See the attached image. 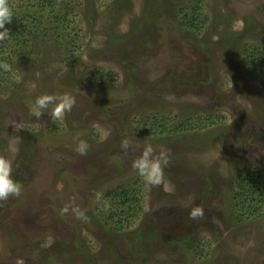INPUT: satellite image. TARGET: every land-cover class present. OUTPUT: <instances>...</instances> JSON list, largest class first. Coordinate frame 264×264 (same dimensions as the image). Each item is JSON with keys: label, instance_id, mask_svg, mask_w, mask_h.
Listing matches in <instances>:
<instances>
[{"label": "rangeland", "instance_id": "rangeland-1", "mask_svg": "<svg viewBox=\"0 0 264 264\" xmlns=\"http://www.w3.org/2000/svg\"><path fill=\"white\" fill-rule=\"evenodd\" d=\"M8 3L0 49L44 50L0 82V157L22 185L0 201V264H264V55L241 63L264 52V0ZM64 94L62 119L32 114ZM147 144L167 188L132 168Z\"/></svg>", "mask_w": 264, "mask_h": 264}, {"label": "clouds", "instance_id": "clouds-1", "mask_svg": "<svg viewBox=\"0 0 264 264\" xmlns=\"http://www.w3.org/2000/svg\"><path fill=\"white\" fill-rule=\"evenodd\" d=\"M14 13L10 7L8 0H0V41H7L10 37V30L5 27L6 24L12 23ZM0 69L7 72L10 71V66L5 63H0ZM75 98L69 94L57 97L54 95H42L36 98L31 109L32 114L40 117L42 110L47 109L49 104H54L51 116L54 119H62L64 114L70 112L75 105ZM121 147L127 150L129 141L121 142ZM89 145L85 140H80L75 148V151L83 156L87 154ZM169 163L168 154L161 152L159 156H153V148L151 144L145 145L142 155L135 159L132 163V168L135 169L141 178L150 185L157 186L164 184L168 187L164 178V167ZM12 161L4 157H0V201L7 200L10 196H19L22 185L13 179ZM203 209L194 207L190 211V217H202ZM15 264H25L22 258L16 260Z\"/></svg>", "mask_w": 264, "mask_h": 264}, {"label": "trees", "instance_id": "trees-1", "mask_svg": "<svg viewBox=\"0 0 264 264\" xmlns=\"http://www.w3.org/2000/svg\"><path fill=\"white\" fill-rule=\"evenodd\" d=\"M198 11V10H197ZM195 17L192 16L193 19L190 20L189 17L186 18L185 22L186 23H189L190 26L196 30H201L203 28V25H205L206 21H203V22H199L198 21V13H195L194 14ZM65 16L68 17V13L65 14ZM58 26H61V25H58ZM61 30V29H60ZM57 31H56V35H57ZM12 36V35H11ZM12 38V37H11ZM25 44H29V42L27 40L24 41ZM12 46V49L7 47L6 45L4 47H2V49H0V63H7L9 66H10V71H3L2 69H0V82H4L5 80H10L11 79V72L12 70H15V69H18V66H19V63L16 61V60H21L23 58H27L31 61H36V57L39 56V52L42 54L43 53V50H44V47H40L38 45H34L35 48L31 49V52L29 53H24L22 52L23 54L21 55V58L19 59L17 57V53H18V50H19V53L22 51V47H23V50L24 48H26L28 45H11ZM20 46V47H19ZM13 50V51H12ZM34 51H37L36 55L33 57L31 54L34 53ZM264 55V52L261 53V49L259 48H249L248 46H246L242 53H241V63L244 67L245 70H248V71H251L253 69V64H254V59L253 57L255 55ZM96 77V76H89V78L91 80H93V78ZM96 78H94L95 80ZM98 80V79H96ZM95 82V81H93ZM96 82H102L101 81H96ZM163 126V125H162ZM159 127V126H158ZM258 181V179H255ZM250 182H248L247 180L241 182L240 184H238V189L240 190L241 192V196L240 198H245V199H248V193L246 191H249V187H250ZM254 190L252 189V192ZM111 193L107 194V196H110ZM125 195V198H126V201H121V204L123 205H127L129 202V199L127 197V194H124ZM244 200V199H243ZM260 203H264V200L261 199V201H258ZM233 212H235V208L233 210ZM112 219V218H110ZM128 264H135L133 261L132 262H129Z\"/></svg>", "mask_w": 264, "mask_h": 264}]
</instances>
